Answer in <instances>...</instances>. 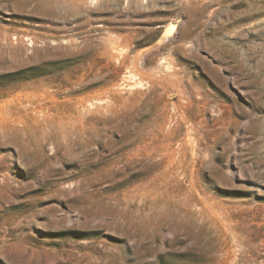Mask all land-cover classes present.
I'll return each mask as SVG.
<instances>
[{"label": "rangeland", "instance_id": "rangeland-1", "mask_svg": "<svg viewBox=\"0 0 264 264\" xmlns=\"http://www.w3.org/2000/svg\"><path fill=\"white\" fill-rule=\"evenodd\" d=\"M0 264H264V0H0Z\"/></svg>", "mask_w": 264, "mask_h": 264}]
</instances>
